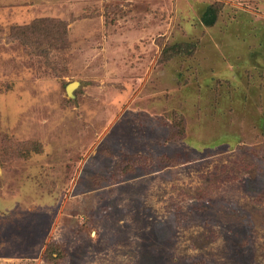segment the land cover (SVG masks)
Wrapping results in <instances>:
<instances>
[{
  "label": "rangeland",
  "instance_id": "1",
  "mask_svg": "<svg viewBox=\"0 0 264 264\" xmlns=\"http://www.w3.org/2000/svg\"><path fill=\"white\" fill-rule=\"evenodd\" d=\"M0 264H264V0H0Z\"/></svg>",
  "mask_w": 264,
  "mask_h": 264
},
{
  "label": "trees",
  "instance_id": "2",
  "mask_svg": "<svg viewBox=\"0 0 264 264\" xmlns=\"http://www.w3.org/2000/svg\"><path fill=\"white\" fill-rule=\"evenodd\" d=\"M200 20L202 25H204L205 27L213 26L217 20L216 8L213 5H208L205 11L202 13Z\"/></svg>",
  "mask_w": 264,
  "mask_h": 264
},
{
  "label": "water",
  "instance_id": "3",
  "mask_svg": "<svg viewBox=\"0 0 264 264\" xmlns=\"http://www.w3.org/2000/svg\"><path fill=\"white\" fill-rule=\"evenodd\" d=\"M72 84H75L74 87L76 86V83H72ZM69 86H72V85L69 84V85L66 87V92H67L68 95H71V94H72V90L74 89V87H72V90L69 91Z\"/></svg>",
  "mask_w": 264,
  "mask_h": 264
},
{
  "label": "bare ground",
  "instance_id": "4",
  "mask_svg": "<svg viewBox=\"0 0 264 264\" xmlns=\"http://www.w3.org/2000/svg\"><path fill=\"white\" fill-rule=\"evenodd\" d=\"M70 85H72V86H69V91L72 90V87H74L75 84H70Z\"/></svg>",
  "mask_w": 264,
  "mask_h": 264
}]
</instances>
